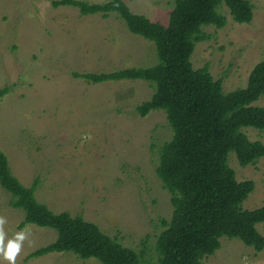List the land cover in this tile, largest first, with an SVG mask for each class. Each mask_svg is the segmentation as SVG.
Returning <instances> with one entry per match:
<instances>
[{"label": "rangeland", "instance_id": "374dc122", "mask_svg": "<svg viewBox=\"0 0 264 264\" xmlns=\"http://www.w3.org/2000/svg\"><path fill=\"white\" fill-rule=\"evenodd\" d=\"M54 1L0 0V89L11 88L0 99V150L24 186L38 180L40 203L57 214L83 216L139 253L142 264H157L156 243L174 211L172 195L157 174L161 148L174 135L167 114L156 110L142 117L137 112L154 94L150 83L93 84L74 76L153 67L159 63L155 45L133 35L116 14L82 16L74 7L55 8ZM124 1L132 12L165 25L176 2ZM249 1L252 23H236L221 6L227 25L204 27L206 39L196 44L191 59L195 69L209 67L225 92L245 88L264 61V0ZM255 106H264V96ZM244 132L264 144V131ZM229 165L238 182L255 183L244 209L263 207L264 158L242 167L232 152ZM12 200L0 184L6 239L28 233L16 264H102L72 253L28 259L55 242L57 232L36 225L19 229L25 213ZM257 230L264 236V223ZM220 241L221 248L202 264H264V250L257 252L240 239Z\"/></svg>", "mask_w": 264, "mask_h": 264}, {"label": "trees", "instance_id": "16d2710c", "mask_svg": "<svg viewBox=\"0 0 264 264\" xmlns=\"http://www.w3.org/2000/svg\"><path fill=\"white\" fill-rule=\"evenodd\" d=\"M227 7L238 24H251L254 6L249 0H176L168 24L154 22L129 8L124 0L91 4L82 0H58L55 8L74 7L82 16L116 14L128 30L155 45L159 63L108 74L74 76L93 84L144 81L155 89L149 101L137 108L146 117L159 110L167 114L173 138L160 151L157 174L172 195L173 217L158 237L157 264H202L221 248V239H240L257 252L264 250V236L257 225L264 223V206L245 210L243 205L255 190L251 180L238 182L229 165L235 153L242 167L264 158V144L252 142L245 128L264 131V106H255L264 96V61L251 72L245 88L225 92L209 67L195 69L191 59L196 44L206 39L203 28L227 25L220 13ZM11 88L0 89V99ZM0 184L12 195V206L25 213L19 226L50 228L57 240L32 253L37 259L54 253H72L102 264H142L141 255L106 235L96 224L69 212L55 213L36 198L38 180L24 186L13 174L0 150Z\"/></svg>", "mask_w": 264, "mask_h": 264}, {"label": "clouds", "instance_id": "9594fccd", "mask_svg": "<svg viewBox=\"0 0 264 264\" xmlns=\"http://www.w3.org/2000/svg\"><path fill=\"white\" fill-rule=\"evenodd\" d=\"M7 224V219L0 216V264H16L17 256L20 254L24 241L28 238L26 231H20L10 239H6L4 226ZM6 240V242H5Z\"/></svg>", "mask_w": 264, "mask_h": 264}]
</instances>
